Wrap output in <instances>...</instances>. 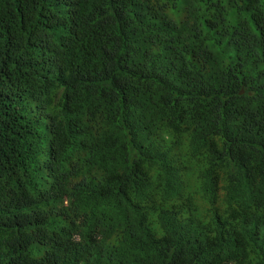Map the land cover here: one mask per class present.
I'll use <instances>...</instances> for the list:
<instances>
[{
    "label": "trees",
    "instance_id": "trees-1",
    "mask_svg": "<svg viewBox=\"0 0 264 264\" xmlns=\"http://www.w3.org/2000/svg\"><path fill=\"white\" fill-rule=\"evenodd\" d=\"M0 264H264V0H0Z\"/></svg>",
    "mask_w": 264,
    "mask_h": 264
}]
</instances>
